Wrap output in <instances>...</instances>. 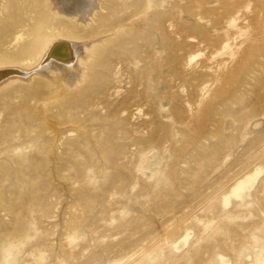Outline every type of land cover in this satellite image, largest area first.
Returning a JSON list of instances; mask_svg holds the SVG:
<instances>
[{
    "label": "rangeland",
    "instance_id": "obj_1",
    "mask_svg": "<svg viewBox=\"0 0 264 264\" xmlns=\"http://www.w3.org/2000/svg\"><path fill=\"white\" fill-rule=\"evenodd\" d=\"M101 1L80 90H0V264H264V0Z\"/></svg>",
    "mask_w": 264,
    "mask_h": 264
},
{
    "label": "bare ground",
    "instance_id": "obj_2",
    "mask_svg": "<svg viewBox=\"0 0 264 264\" xmlns=\"http://www.w3.org/2000/svg\"><path fill=\"white\" fill-rule=\"evenodd\" d=\"M141 3L142 0H131L129 4H121V8L119 9V12L123 13L121 22H130L134 24L142 22L145 26L147 20H145V18L141 20L142 14L147 13L149 10H153L154 2L153 0H148L146 2L145 13L137 10V8L141 6ZM7 5H10V8L15 7L22 10L23 14L21 16L7 15L6 24L4 23L5 25L0 27V80L4 77L6 79L0 82V90L7 87L10 88V86H19L23 83L41 84L43 73H49L50 75V73L59 70V68H57L58 66L54 63L46 64L50 57H53V59L56 58V60L64 61V63H67V61L74 63V66L70 67L68 66L69 63L66 64L69 68L67 70L68 78L65 81L70 85V92H76L82 84L81 83L79 86L77 85L76 74L79 70L86 69L88 66L87 64L91 59L89 56L94 52V44L96 42L90 41L89 43L84 42L83 44V41H81L82 44L79 46L72 45L70 42L72 39H76V36L72 31V34L70 33L69 27L65 24L71 25L72 27L77 26V28L80 29L93 25L92 22H94L95 18L97 19L98 12L101 13L105 9L102 6L103 1L100 0L99 2L98 0L95 4H91L90 0H0V8ZM133 6L136 7L135 11H133ZM104 20L105 18H100L101 23ZM58 22L62 24L60 27L56 24ZM24 36L28 38V41L25 43L22 41ZM20 40L22 44L16 47ZM25 56H29V58L31 56V60L32 58L40 59V61L38 60L39 64H35V66L31 64L34 63L36 59L31 61V63L28 60L29 63L33 65L32 67L29 66L30 64L28 63L29 65L25 66L27 70L23 69L24 65L22 68H19L18 64L22 62L25 63L28 59ZM23 57H25L26 60L22 61ZM88 58L90 59L88 60ZM64 77L66 76L64 75ZM13 95L15 94L13 93L12 96ZM23 96L21 97L22 100H24ZM14 98L16 99V97ZM31 98L33 99L35 96L29 97L28 100Z\"/></svg>",
    "mask_w": 264,
    "mask_h": 264
}]
</instances>
